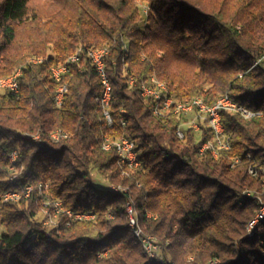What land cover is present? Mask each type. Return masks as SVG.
Here are the masks:
<instances>
[{
  "label": "trees",
  "instance_id": "obj_1",
  "mask_svg": "<svg viewBox=\"0 0 264 264\" xmlns=\"http://www.w3.org/2000/svg\"><path fill=\"white\" fill-rule=\"evenodd\" d=\"M30 1L0 0V79L18 72L16 91L0 90V264H264V216L246 231L264 205V0H50L67 9L46 18ZM101 47L109 125L86 53ZM63 64L56 81L50 69ZM151 77L177 101L227 95L260 114H223L228 148L213 157L199 152L206 127H184L180 139V116L152 114L140 95ZM120 137L134 142L139 166L103 150ZM27 185L29 197L1 200ZM47 201L93 218L66 224ZM127 205L155 238L152 258Z\"/></svg>",
  "mask_w": 264,
  "mask_h": 264
},
{
  "label": "bare ground",
  "instance_id": "obj_2",
  "mask_svg": "<svg viewBox=\"0 0 264 264\" xmlns=\"http://www.w3.org/2000/svg\"><path fill=\"white\" fill-rule=\"evenodd\" d=\"M80 53H81V49H78L76 54L71 56L67 60L66 63H71L74 60H77ZM86 53H87V55L97 54V59H102L101 73L103 74V78L106 81L107 96L109 97L110 96V84H109L108 79L106 77L105 68H104V57L107 54V49L103 48V47L98 48V49H89V50H87ZM64 68H67L66 64L56 66V71H64ZM94 68H95V70H96V72L100 78L99 66H94ZM17 74H18V72L14 75L9 76V77L0 79V89L7 90V88L3 85L8 84L9 81H13V88H14V91H16V89H17V79H16ZM51 75H52V73H51ZM143 88L145 90H147L148 93L154 95L153 106H152V114L153 115L163 116V115L168 114L169 112H172V113L180 116V120L182 118V124L178 125L176 132H184L183 131L184 127L190 128V125L193 124V118L202 117V125L209 130V132L211 133V138H210V140H207V141H204L201 143L202 145H208V147L210 149H201L200 150V147H199V152H203L205 150H208L213 157H217V154L214 155L213 152L218 153L220 150L227 149V147H228L226 137L225 136H224V138L222 137L220 132L217 130L216 125L214 124V117L216 119H218L220 121V123H222L221 117L223 114L232 115V114L238 113L239 115H241L245 119L252 117L251 112H247V111H244L243 109H239V108H244V107L233 102L231 100V98L227 95H222V96L218 97L212 105L205 104L200 97L189 98V99H185L182 101H177L168 95L165 84L157 81L154 77H151L147 83L142 84L140 86V95L143 98H146ZM64 91H65V86L62 85L61 99H62V95H63ZM227 99H230L234 105H232V103H225L224 106L219 105L220 100H227ZM97 100H98L99 106L101 108V111L103 113V116L107 121V115H106V111L104 108V89H103V87L101 89L100 95H99ZM163 103H168V104L163 105ZM194 104H197V106L192 107ZM180 105H183L185 108H179ZM209 108H213V111H210ZM259 114L260 113H258V115ZM183 116L184 117L189 116L187 121L184 120ZM192 130L198 131L197 129H192ZM52 137L54 139H57L58 134L53 133ZM178 138H180V137H178ZM122 139L126 140V143L128 146H130L133 149H136L134 142H132L129 139L120 137V138H117V139L112 140V141L108 140L107 138L104 139L102 142L103 150L109 151V150L114 149L115 151H118L120 149H123ZM9 162H10V156H9ZM138 164H139V162H138ZM125 165L130 167L129 164H125ZM135 167H137V166H133L131 168H135ZM112 190L116 191L117 189L112 187ZM1 200L3 202H5V198L2 196H1ZM58 203H60V202L58 201ZM126 210L128 212V215H129V226L133 229L134 236L140 240V242L143 245V248L145 249V251L149 255V251L147 249V243L144 239H150L151 238V245L155 246L153 244V238L150 236H142L141 235L140 229H138L136 227V220L134 218L133 212H131L132 207L130 205H127ZM57 215H59L58 212L52 211L50 216L52 218H56ZM263 216L264 215L261 214V216L258 217L257 220L262 218ZM92 218H93V215L80 216V220H89ZM131 221H132V225H130Z\"/></svg>",
  "mask_w": 264,
  "mask_h": 264
},
{
  "label": "built area",
  "instance_id": "obj_3",
  "mask_svg": "<svg viewBox=\"0 0 264 264\" xmlns=\"http://www.w3.org/2000/svg\"><path fill=\"white\" fill-rule=\"evenodd\" d=\"M87 57L90 59L93 66H99L100 82H101V85L104 89V108H105L106 115H107V124L109 125L111 123V119H110V116L108 114L109 97L107 96L106 81L103 78V74L101 73L102 59H97V54L87 55ZM75 61L76 60H74L73 62H75ZM50 71L52 73L53 79L58 81L60 79L61 75L64 74L65 71H67V68H64V71H56V66H53ZM3 86H5L7 88V90L14 91L13 81H9L8 84L3 85ZM143 90L145 92V97L150 98L153 101L154 95L148 93L147 90H145L144 88H143ZM61 92H62V85L58 87L57 92H56V97H55V103L56 104H59L61 102ZM225 103H232V105H234L230 99L220 100L219 105L224 106ZM165 104H168V103H163V105H165ZM195 106H197V104H194L192 107H195ZM179 108H185V107L183 105H180ZM209 109H210V111H213V108H209ZM239 109H243L244 111L251 112L252 116H256L259 113V112H252L246 108H239ZM180 124H182V118L180 120ZM214 124L216 125L217 130L220 132V134L224 138V130H223L222 123H220V121L214 117ZM201 125H202V117H196V118H193V124L190 125V128L199 130ZM176 135H177V137H180V139H181L183 137V132H176ZM122 141H123V149L115 151L117 153L119 162L121 164H129L130 167L139 166L138 160H137L138 153H137L136 149H133L130 146H128L126 143V140L122 139ZM201 149H210V148L208 147V145L200 144V150ZM213 154L215 155L217 153L213 152ZM15 157H16L15 153H12L10 155V163L15 161ZM32 189H33L32 186L27 185L24 188H22V190H20V191H17V190L6 191V192L2 193L1 196L5 198V202H9V201L15 202L21 198L29 197ZM47 204L52 206L53 212H58L59 214L63 213L68 218V222L66 224H68L72 220H80V216L92 215L90 213H84V212H79V211L72 212L69 209H65L61 203H58V201H47ZM131 212H133V210H131ZM260 216H261V214L258 217H260ZM130 225H132V221H131ZM144 240L147 243V249L149 251V257L152 258L153 254H154L152 249L154 248V246L151 245V238L150 239H144Z\"/></svg>",
  "mask_w": 264,
  "mask_h": 264
},
{
  "label": "rangeland",
  "instance_id": "obj_4",
  "mask_svg": "<svg viewBox=\"0 0 264 264\" xmlns=\"http://www.w3.org/2000/svg\"><path fill=\"white\" fill-rule=\"evenodd\" d=\"M30 4H31V7L34 8L38 12V14L41 15L42 18H46V15L54 14L57 11H59V15H58V17H59L60 15H63L65 13V10L67 9V8H65L64 10H62L61 4L51 2L50 0H31ZM28 33H29L28 26L23 25L18 32V38H19L20 42L26 43L29 40V38L27 37ZM49 47H50V49L48 50V52L51 51V46H49ZM3 78H6V77H3ZM3 78H1V79H3ZM0 90H4V89H0ZM91 176H92V179L94 180L96 185H99L101 188H107L108 187L107 183L105 184V182H104V184H102L103 180L99 181L97 173L92 172ZM260 214L264 215V205L256 213L255 219L248 223V225L246 227V231L248 234H251V232L254 230V228H255L254 225L257 222L256 218ZM46 223L48 224V221H46ZM150 237H152V236H150ZM152 238H153V244L155 245V238L154 237H152ZM152 250L154 252V254H153V257H154L157 253L156 245L154 246V248Z\"/></svg>",
  "mask_w": 264,
  "mask_h": 264
}]
</instances>
